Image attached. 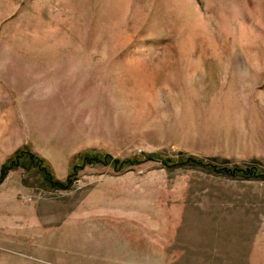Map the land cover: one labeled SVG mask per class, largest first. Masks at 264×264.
<instances>
[{
  "label": "rangeland",
  "instance_id": "obj_1",
  "mask_svg": "<svg viewBox=\"0 0 264 264\" xmlns=\"http://www.w3.org/2000/svg\"><path fill=\"white\" fill-rule=\"evenodd\" d=\"M18 151L0 264H264V0H0Z\"/></svg>",
  "mask_w": 264,
  "mask_h": 264
},
{
  "label": "trees",
  "instance_id": "obj_2",
  "mask_svg": "<svg viewBox=\"0 0 264 264\" xmlns=\"http://www.w3.org/2000/svg\"><path fill=\"white\" fill-rule=\"evenodd\" d=\"M24 153L22 151L15 152L12 157L5 161L0 168V180L5 176L6 172L14 167V165H21L27 169L28 167L35 168L39 174L42 173L43 179L49 184L53 185L54 180L51 179L49 172L46 171L45 165H42L41 159L34 156V154L26 151L27 165L21 163ZM244 173L250 174L251 170H244Z\"/></svg>",
  "mask_w": 264,
  "mask_h": 264
}]
</instances>
